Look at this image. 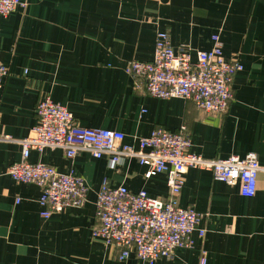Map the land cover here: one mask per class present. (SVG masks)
Wrapping results in <instances>:
<instances>
[{"label": "crops", "instance_id": "crops-1", "mask_svg": "<svg viewBox=\"0 0 264 264\" xmlns=\"http://www.w3.org/2000/svg\"><path fill=\"white\" fill-rule=\"evenodd\" d=\"M26 6L0 15V63L8 74L0 88V264H149L92 236L95 199L101 180L165 198L166 175L144 176L134 156L111 163L109 156L62 149L31 150L28 160L72 169L89 186L84 204L47 218L39 214L40 188L7 173L21 156L19 140L36 124L35 105L50 98L65 106L79 125L138 138L162 127L185 126L190 151L205 158L257 155L261 169L253 196L238 185L188 168L178 204L201 214L192 247L153 264H264V0H24ZM171 46L208 49L218 34L225 58L242 69L233 76V97L225 112L206 113L191 100L157 98L132 88L129 60L152 58L157 31ZM4 136L10 139H5Z\"/></svg>", "mask_w": 264, "mask_h": 264}, {"label": "built area", "instance_id": "built-area-1", "mask_svg": "<svg viewBox=\"0 0 264 264\" xmlns=\"http://www.w3.org/2000/svg\"><path fill=\"white\" fill-rule=\"evenodd\" d=\"M25 6L24 0H0V15L6 16ZM211 39V47L195 50L192 59L190 47L181 45L174 50L168 32L157 31L151 60H129L125 64L132 88L157 98L191 100L206 113L225 112L233 97V76L242 65L224 57L218 34ZM7 74L8 67L0 63V88ZM35 116L36 124L19 140L20 159L8 166L7 173L16 182L34 183L40 188L38 203L42 218L67 207L82 206L89 186L72 169L60 172L52 165L30 162L31 150L59 148L68 158L86 151L95 158L109 156L111 163L134 156L146 166V178L157 173L166 175L165 198L149 196L145 190L133 192L124 185H112L107 177L101 180L94 203L96 224L92 236L116 248L119 260L133 255L153 264L159 258H171L178 248L192 247L193 232L204 236L205 230L198 226L201 214L178 204L188 168L209 170L214 179L238 185L242 196L255 194L261 166L254 152L205 158L190 151L191 139L185 126L177 131L157 127L148 136L139 137L138 148H134L123 143L120 131L79 125L73 114L49 95L38 99ZM204 263L203 255L200 264Z\"/></svg>", "mask_w": 264, "mask_h": 264}]
</instances>
